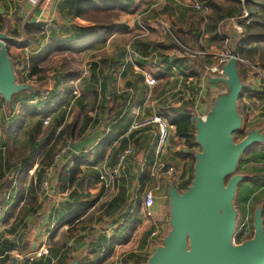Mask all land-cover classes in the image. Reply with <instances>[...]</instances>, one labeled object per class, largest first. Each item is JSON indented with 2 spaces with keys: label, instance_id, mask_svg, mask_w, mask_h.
Masks as SVG:
<instances>
[{
  "label": "crops",
  "instance_id": "0c3cea01",
  "mask_svg": "<svg viewBox=\"0 0 264 264\" xmlns=\"http://www.w3.org/2000/svg\"><path fill=\"white\" fill-rule=\"evenodd\" d=\"M71 1L75 3V0H0V25L8 35L12 30L11 36L19 38L25 24H44L36 34L25 33L28 41L13 54L17 58L38 57L46 52L51 41H69L76 47L74 40H69L76 27L90 28L93 23L77 16ZM139 1L135 0L133 8L114 19L106 41L77 53L48 54L39 62V68L45 70L42 79L20 78L32 83L33 90L15 95L9 106L0 101V113L6 112L4 122H0V209L25 211L18 221L13 222L16 215L10 218L9 224L17 226L13 229L11 226L5 235L7 240L16 242L22 237L20 245L26 247L19 252L20 258H28L45 246L48 254L39 257V264L48 260L50 264H67L75 255H81L84 264H117V259L120 264H137L135 261L146 259L155 246L150 234L158 230L156 221L162 219L168 183L174 180L179 184L192 175L190 160L182 157L187 150L185 142L173 134L165 154L167 164L173 167V178L151 177L156 132L152 128L132 131L130 124L134 118L167 113L169 106L196 103L193 88L202 98L207 89L206 106L210 87L207 83L206 88L202 86V75L190 72L194 64L205 67L202 60L210 58L193 57L191 53L206 49L205 46L213 50L217 44L203 31L205 15L193 8L195 0L185 7L200 12L196 17L183 12L162 17L152 8L159 2L151 3L152 0H146L149 7L140 12L136 9ZM227 20L233 18L223 19L219 27L227 22L226 30L236 27ZM169 22L176 25L173 32L183 33L184 44L171 38ZM65 70L73 72L66 78L73 90L67 101L59 105L65 93L62 82ZM143 71L157 79L154 87L146 84ZM54 88V97L47 98ZM24 103L36 106V114L28 115L20 129L8 137L3 129L19 120ZM77 116L76 131L80 130V135L72 141L101 130L95 144L79 153L69 150L51 167L52 161L41 163L48 146L40 150L35 147L44 140L45 129H55L54 137L59 125ZM46 117L49 123L44 125ZM260 126L264 128V124ZM102 143L105 147L100 146ZM129 145L133 154L127 158L114 192L105 197L99 172L112 167L121 150ZM100 151L104 153L98 157ZM32 154H35L33 165L19 174L17 169L22 161H18L17 155ZM178 159L180 165L175 163ZM76 160L78 171L72 175ZM49 167L50 178L43 188L45 170ZM148 189L155 192L151 217L146 216L143 207L144 192ZM129 230L131 235L126 240ZM109 249L112 254L104 260Z\"/></svg>",
  "mask_w": 264,
  "mask_h": 264
},
{
  "label": "water",
  "instance_id": "95a60500",
  "mask_svg": "<svg viewBox=\"0 0 264 264\" xmlns=\"http://www.w3.org/2000/svg\"><path fill=\"white\" fill-rule=\"evenodd\" d=\"M23 17V13L21 14ZM0 30V99L9 106L15 95L31 91L34 85L21 81L15 60L8 53V42H25ZM235 50L221 64L220 72L204 67L207 85L222 83L223 91L207 98L204 115L192 110L194 137L193 173L189 185L179 190L170 181L167 186L169 230L154 246L144 264H264V208L258 205L252 216L251 237L235 242L237 215L234 200L238 185L250 176L237 173L243 153L252 144H264V128L256 126L235 141L233 134L245 128L238 101L248 86L238 69ZM216 74V75H213ZM214 89V88H213ZM211 90V89H210ZM101 130L79 141H69L70 150L79 153L95 144ZM7 264H19L18 255L10 256ZM67 264H81L75 255Z\"/></svg>",
  "mask_w": 264,
  "mask_h": 264
},
{
  "label": "trees",
  "instance_id": "16d2710c",
  "mask_svg": "<svg viewBox=\"0 0 264 264\" xmlns=\"http://www.w3.org/2000/svg\"><path fill=\"white\" fill-rule=\"evenodd\" d=\"M201 1L202 5L209 10L207 15L204 16V28L203 31L208 34L209 39L211 42L215 44H225L226 38L220 35L219 31V23L226 18L234 17V13H237V15L242 16L243 12L241 11L243 6H245L249 11L248 16V23H243V34L240 35H234L233 38H231L230 44H228L230 47H232L233 50L236 51V53L239 56L242 57H251L254 54H259L257 59L258 60H264L263 54H264V0H225L229 2L228 5H223L224 3L221 0H199ZM70 5L71 7H74L76 10L77 16L89 19L92 21L93 25L90 28L87 27H76L74 34L69 38V40L73 39L76 43V47L70 44L69 41H64L60 43H56L54 41H51L49 46L46 49L45 53H41L38 57L33 56L29 57L26 60V64L29 68V74L27 78H31L32 76H36L38 79H42L44 77L45 70L39 68V62L40 59L45 58L48 54L52 52H60V51H68V52H79L83 49L90 48L91 46L104 42L108 39L110 36L112 30H113V21L116 17H118L119 13L121 12H127L135 5V0H75V3L71 1ZM243 21V20H242ZM43 23L41 22H35V23H27L24 26L25 33H37L41 31L43 27ZM4 27L0 25V30L2 31ZM171 38H174L175 40H179V42L183 43L186 42V39L183 38V33L180 31L173 32L170 31ZM229 36V34H226L225 36ZM8 44V41H7ZM226 45V44H225ZM224 46L223 49H226V46ZM264 65V64H263ZM194 68L191 69L190 74L199 76L201 73L204 72V67H197L196 64L193 66ZM18 71V70H17ZM19 73V72H18ZM17 73V74H18ZM72 71L65 70V75L62 76V82L65 86V93L63 96V99L58 104L61 105L64 102L67 101V98L72 94V87L71 84L66 79L69 74H72ZM189 75V76H191ZM246 91V90H245ZM243 91V93L245 92ZM55 95V88L53 89V94L49 93L47 95V98L52 99ZM243 95V94H242ZM49 96V97H48ZM242 97V96H241ZM12 99V102L13 103ZM193 102L188 101L187 103H182L179 106H169L167 108V113H164L168 120L174 124L175 130L174 134L183 139L185 142V145L187 147V150L185 154L182 157L188 158L191 163V168L194 163V152L197 149V144L195 143V127H194V120L192 117V109L189 107L192 105ZM65 105V104H64ZM58 106V105H57ZM45 113H48L46 111ZM31 114H36V106H30L26 103L21 105L20 111H19V120L9 125L8 129H3V131L6 133L8 137H10L12 134L16 133L26 117ZM60 122V121H59ZM58 122V124H59ZM57 124V125H58ZM39 125H42L40 122ZM78 125V116L73 118V120L69 123H64L62 129L57 132V134L53 137L55 133V129L48 127L44 131V140L41 143H38L35 149L40 150L42 148H45L48 146L46 150V154L44 158L42 159L41 163H51L54 154L56 152L57 145L62 141V143L65 144V138H68L69 140H75L80 135V130L76 131ZM81 129V128H80ZM244 129L241 131H237L233 134V137L235 134H239L241 137H243ZM85 137V136H83ZM83 137H80L78 139H82ZM52 140V142H51ZM51 142V143H50ZM50 144V145H49ZM105 143L100 144L101 147H105ZM260 144H252L250 147L258 148ZM249 147V148H250ZM88 148V147H87ZM86 149V148H85ZM103 148H101L102 150ZM104 152H99L98 157H101ZM35 154H32L28 157L17 155L18 161L21 162V166L19 165V174L26 173L34 162V156ZM78 165L79 161L76 160L75 167L72 170V175L77 173L78 171ZM193 173V169H192ZM192 179V175L190 177L180 182L179 184H176L177 188L179 190H183L186 188L187 185H189L190 181ZM249 180H252L249 178ZM175 183V182H174ZM264 208V206H263ZM14 211V208H9L6 210V213L4 215V223L8 224L9 219L12 217V212ZM25 213L24 209H19L18 213L15 216V221H18V219ZM12 229L16 227L17 225H14V223H11ZM135 226H131V228H134ZM11 229V230H12ZM131 235V230L128 231V233L125 235V239L128 240L129 236ZM22 237H19L16 241H9L7 239H4L3 242L0 243V258L5 257L7 259L10 258L11 250H17V251H23L25 250L26 245L21 246L20 245V239ZM112 254L111 249L106 252L103 259H107ZM129 257H134L133 255H130ZM137 260V259H135ZM146 259L143 261H135L137 264H144ZM19 264H35V262L30 261L26 259L25 261L19 263ZM46 264H50V261L46 262Z\"/></svg>",
  "mask_w": 264,
  "mask_h": 264
},
{
  "label": "rangeland",
  "instance_id": "374dc122",
  "mask_svg": "<svg viewBox=\"0 0 264 264\" xmlns=\"http://www.w3.org/2000/svg\"><path fill=\"white\" fill-rule=\"evenodd\" d=\"M221 1L224 3L223 5L229 4V2H227L225 0H221ZM154 2L155 3L159 2V4H158V6L152 7L153 11H155L156 14H158L162 17L174 16L176 14H180L181 12H183L185 15H189L190 17H196V16L200 15V12L195 11L192 8L185 7L187 5H192L193 0H152L151 1V3H154ZM148 3L149 2L146 0H140L138 2L136 9H138V11L142 12L143 10H145L149 7ZM241 11L245 15L244 17L241 18V17H239V15H237V13H234V15H233L234 17H232L233 21L227 20L230 23H232L231 25H233V26L236 25V27L231 28L230 30H226L227 27H225V26L228 25L227 24L228 22L223 24L221 27H219L220 35L226 38V40H225L226 45L225 44H217L218 46L216 45V47H214L213 50L208 48V46H205L204 47V48H206L205 51L207 53H213V54L196 55V56H200L202 59H205L206 57L210 58L209 60H205V61L202 60L206 64V66H205L206 70H209L208 68H212L216 65V63L219 59V54H221V52H229V54L231 53L232 47H230L228 45L231 42V38H233L234 35H237V34L240 35L243 32L242 24L243 23L246 24L249 22V20H248L249 11H248V9L245 6H243ZM208 12H209L208 9L205 10L203 15H207ZM240 21L242 22V24ZM175 26L176 25L173 22H171V23L169 22L170 31H172ZM11 34H12V30H9V35L11 36ZM34 34H36V33H34ZM226 34H229V36L228 35L225 36ZM15 37L18 38V36H15ZM24 41L25 42L23 43V45L22 44L17 45V44H15L14 41L8 42V53L15 60V63L20 59L24 60V63H26L27 58H24V57L17 58L13 54L17 48L25 46L26 42L28 41V37H26V35H25ZM231 44H232V42H231ZM222 45H225L226 49H223L224 46L222 47ZM258 55L259 54H254L251 57H248V56L242 57V56H239L237 54V56L242 58L243 60L248 61L251 64H254L259 69L260 74L264 75V65H263L264 60L254 61L255 59H257ZM263 58H264V54H263ZM15 67H16V64H15ZM27 68H28V66H27ZM238 69L240 71L242 79L244 80V82L248 86L246 91L243 93V96L238 101L240 114L244 117V120H245V130H244V134H245V132L248 129H250L252 127L260 126L261 124H264V85H263L264 80L260 79V74L259 75L255 74V72H253L251 69H247L246 66H244L242 63L238 64ZM17 73H18V71H17ZM18 75H19V73H18ZM213 75H216V74H213ZM202 78H204V77H202ZM28 79L32 80V77L28 78ZM30 80H28V81H30ZM24 82H27V81H24ZM202 83H203L202 86L205 87L206 86V80H202ZM29 84H32V83H29ZM209 87L211 89L210 91L214 95L222 92L225 89V88L223 89L222 83H219V82L210 84ZM192 90L196 94L194 97V99L196 100V103H193L189 107H191V109L196 111L199 115H204L205 110L207 108V107H205V103H204V101H205L204 97L207 96V89H206V91L202 92L204 94L203 98L199 97V93L195 90V88H193ZM210 91H209V93H210ZM209 93H208V96H209ZM0 101H2V100L0 99ZM5 116H6V112L0 113V122L1 121L4 122ZM241 138L242 137L239 134L234 135L235 141H239ZM66 140H68V138H65L64 141H66ZM62 144H64V143H62V141H61L57 145L56 152H57L58 147H60ZM56 152H55V154H56ZM55 154H54V156H55ZM52 162H53V160H52ZM179 162H180V160L178 159V160H176L175 163L177 165H180ZM236 172L237 173H245L248 176H250V178L252 179V180H248V181H243L238 185L237 194H236V197L234 200L235 207L239 213L237 215V219H236L238 222V220H240L241 217L244 214H246L247 212H249L251 217H252L253 212L258 205L263 204V206H264V144L260 145L258 148H253V149L251 147L248 148L243 153V155L240 159V164H239ZM18 211H16L14 209V211L12 212V216L16 215L18 213ZM5 213H6V211L4 212V211H2V209H0V243L3 242L4 239H7L5 237V235L8 231V229H10V227H11L9 222H8L9 225H7L3 222ZM168 218H169V211H168L167 198H166L165 202L163 204L162 219L156 221V224L158 225L159 235L157 236L156 241H154L152 243L153 245H155L156 243H159L160 238L169 230L170 227L168 224ZM263 218H264V213H263ZM14 220H13V222H14ZM9 221H10V219H9ZM19 224L20 223H18V225ZM251 226H252V222H251ZM234 238H235L236 243H240L241 241L244 240V237H242L239 232H237L235 234ZM44 249L46 250V253L44 255H47L48 254V248L44 246ZM38 251H39V249L36 251L35 254L33 253L34 255H32V256L29 255L28 258H26V257H21V258L18 257V258L21 261L22 260L25 261L26 259H28V260H30V259L31 260H39L40 259L39 257H41V255L37 254ZM150 251L152 253L154 251V247H152L150 249ZM10 255L11 256H14V255L19 256L20 253H19V251H11ZM8 262H9V259H7L5 257L0 258V264H7ZM19 263H21V262H19ZM36 263L39 264L40 260H39V262L37 261ZM116 263L120 264V261L117 259ZM42 264H45V263H42ZM51 264H52V262H51ZM81 264H84L83 261H81Z\"/></svg>",
  "mask_w": 264,
  "mask_h": 264
},
{
  "label": "built area",
  "instance_id": "2783aa9c",
  "mask_svg": "<svg viewBox=\"0 0 264 264\" xmlns=\"http://www.w3.org/2000/svg\"><path fill=\"white\" fill-rule=\"evenodd\" d=\"M193 8L203 12L207 10L202 5V3L196 0L193 3ZM244 16L245 15L243 14L242 17ZM191 54L193 55V57H196V55H209L213 53H207L204 49L197 51L195 50ZM229 56H230L229 52H221V54H219V59L216 65L208 69L212 72H220L219 68L221 64L224 63L229 58ZM237 60L239 63H242L244 66H246L247 69H251L253 72H255V74L257 75L260 74L259 69L254 64H251L248 61H245L238 56H237ZM16 69L19 72L20 78H22L23 80L24 79L28 80L27 76L29 74V69L27 68V64L24 63V60L20 59L17 61ZM142 76L144 78V81L149 87H154L157 84V79L153 77L149 72L143 71ZM22 79L21 81H23ZM260 79L264 80V75L260 74ZM76 92L77 91H74L73 93L75 94ZM48 123H49L48 117L43 119L44 125ZM62 127H63L62 124L59 125L57 127V132H59L62 129ZM147 128H152L156 132V139L154 143V160L150 166L149 174L151 177L159 180L172 179L173 167L167 164V161L165 159V154L169 147L170 137L174 134L175 126L168 120L166 115L163 113H153L143 116L141 118H134L130 124V129L132 131H139ZM69 141L71 140L69 139L66 140L65 144H62L60 147H58L53 162L50 164V167L70 150L68 147ZM132 154H133V147L129 145L121 150V152L118 154L116 163L112 167H104L100 170L98 179L103 185L104 188L103 195L105 197L110 196V194L114 192L116 188L117 180L120 177L122 170L124 169L126 160ZM50 167L45 170L44 179L42 181L43 188L47 187L48 185V181L50 178ZM154 202H155V192L152 189L146 190L143 196V207L145 209V214L148 217L152 216V206ZM251 222H252V217L249 212L244 214L241 217V219L238 220L236 233L239 232L241 236L244 237V240L251 237L253 233V226H251ZM158 235H159L158 230L151 232L150 236L153 242L156 241ZM45 252H46L45 249L40 248L37 254L42 255Z\"/></svg>",
  "mask_w": 264,
  "mask_h": 264
}]
</instances>
